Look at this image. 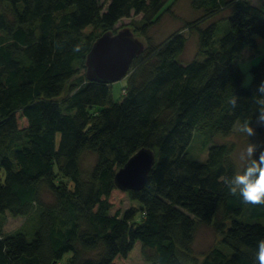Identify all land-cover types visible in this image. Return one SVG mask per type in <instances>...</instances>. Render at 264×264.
<instances>
[{
  "label": "trees",
  "instance_id": "16d2710c",
  "mask_svg": "<svg viewBox=\"0 0 264 264\" xmlns=\"http://www.w3.org/2000/svg\"><path fill=\"white\" fill-rule=\"evenodd\" d=\"M167 1L0 0V214L38 211L33 233L0 228V264H132L136 243L150 264H260L264 203L243 202L221 179L238 171L234 145L212 144L204 161L189 146L195 130L209 142L254 117L264 55L248 86L237 58L264 38V0H191L200 15L155 43L149 29L175 12L177 0L164 9ZM137 15L147 44L116 101L112 83L87 78L86 59L102 33ZM186 28L198 32L204 58L183 63ZM143 147L156 153L148 180L123 190L115 174ZM86 151L96 154L88 171ZM126 194L140 208L122 211ZM201 223L229 250L214 246L199 259L192 244Z\"/></svg>",
  "mask_w": 264,
  "mask_h": 264
},
{
  "label": "rangeland",
  "instance_id": "374dc122",
  "mask_svg": "<svg viewBox=\"0 0 264 264\" xmlns=\"http://www.w3.org/2000/svg\"><path fill=\"white\" fill-rule=\"evenodd\" d=\"M173 1L175 0H168L164 9H166ZM254 4H260V0H253ZM258 3V4H257ZM3 6L0 5V9ZM174 14L171 12H165L162 18L155 23L149 29V35H151L153 42L158 43L172 34L175 30L181 28L182 24L186 20H195L199 15L200 12L193 9L191 6V0H177L174 6ZM228 13L225 12L222 15H226ZM141 15L133 16V17H126L121 19L115 27V32L119 29L130 26L137 37L143 40L147 44L146 37L141 34L139 31L135 30L132 21H137L140 19ZM216 19L219 21V14L215 15L211 20ZM229 26V20L227 18L221 19L219 23L218 35L222 34ZM95 30L96 33L102 32V29L94 28L89 26L87 28V32L91 30ZM113 30V29H112ZM184 33L188 36V42L184 52L180 56V60L183 63H187L193 58L199 56L200 59L204 58L202 54L198 55L199 51V34L194 30L184 29ZM258 37V46L257 47H248L244 50L237 58V62L240 64L242 70L243 65H248V73H251L250 68L253 64L257 63L262 55H264V38ZM81 73H85V68H80ZM244 72V80L246 78V73ZM131 71L122 79L117 80L112 83L113 87V98L116 101L122 100L124 97V89L128 84V76L130 75ZM252 75V73H251ZM70 84V83H69ZM250 84V83H249ZM248 84V85H249ZM247 85V86H248ZM245 86V85H244ZM68 91H65L67 93ZM260 128V127H259ZM258 128L257 135L252 137L251 139L259 144L260 150L264 151V127H261L262 130ZM249 138L244 134L240 133L239 127L237 126L231 134L227 136H216L213 140L209 142H205L204 136L198 130H195L192 142L189 146V153L193 158H196L200 161H204L207 159L209 147L214 143L219 142H228L229 144L234 145V151L232 153L234 159L237 162L238 170H240L244 162L239 158L241 151L246 147ZM96 161V154L92 151H86L81 157V165L85 171H88L92 168ZM0 176L4 178V169L0 165ZM48 195V194H46ZM140 202L137 200L132 199L128 194L124 196L123 203L121 205L122 211L130 208V207H137L140 208ZM142 218V213L139 212L137 214L136 220H140ZM38 221V211L35 209L28 215H20L14 216L9 211H6L0 214V228L3 234L13 232L19 229H24L29 232H32L36 226ZM33 233V232H32ZM30 233L29 236H32ZM214 246H220L225 250H229L227 245L222 243V235L220 232L217 231L213 224L208 223H201L198 225L195 239L192 244L193 253L199 257V259L203 258V256L211 250ZM130 262L132 264L142 263V264H150L143 255L142 252V244L136 243L133 250L130 254Z\"/></svg>",
  "mask_w": 264,
  "mask_h": 264
},
{
  "label": "water",
  "instance_id": "95a60500",
  "mask_svg": "<svg viewBox=\"0 0 264 264\" xmlns=\"http://www.w3.org/2000/svg\"><path fill=\"white\" fill-rule=\"evenodd\" d=\"M146 48V43L130 26L118 31L107 30L93 43L86 59V76L90 80L113 83L125 77L133 59ZM261 130V128H260ZM156 162L153 149L143 147L116 172L115 182L123 190L142 188Z\"/></svg>",
  "mask_w": 264,
  "mask_h": 264
},
{
  "label": "clouds",
  "instance_id": "9594fccd",
  "mask_svg": "<svg viewBox=\"0 0 264 264\" xmlns=\"http://www.w3.org/2000/svg\"><path fill=\"white\" fill-rule=\"evenodd\" d=\"M248 65H243L246 73L244 85L251 83L253 77L247 71ZM257 105L254 117H243L239 122V131L249 138L246 147L240 153L243 167L231 175L221 177L228 187V191L239 196L245 203H264V151L251 138L257 135L259 127H264V80H261L253 93ZM238 97L232 96L230 103L235 105ZM256 259L264 264V239L257 245Z\"/></svg>",
  "mask_w": 264,
  "mask_h": 264
},
{
  "label": "crops",
  "instance_id": "0c3cea01",
  "mask_svg": "<svg viewBox=\"0 0 264 264\" xmlns=\"http://www.w3.org/2000/svg\"><path fill=\"white\" fill-rule=\"evenodd\" d=\"M252 1H253V0H252ZM262 1H263V0H260V4H258V3H257V4H258V5H261V4H262ZM244 50H246V49H244ZM244 50H243V51H244ZM243 51H242V52H243Z\"/></svg>",
  "mask_w": 264,
  "mask_h": 264
}]
</instances>
